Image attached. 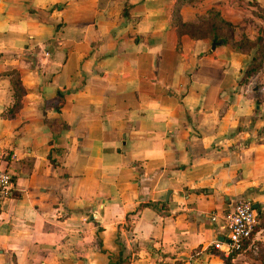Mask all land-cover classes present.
<instances>
[{"label":"crops","instance_id":"obj_1","mask_svg":"<svg viewBox=\"0 0 264 264\" xmlns=\"http://www.w3.org/2000/svg\"><path fill=\"white\" fill-rule=\"evenodd\" d=\"M178 1L0 0V264H224L264 210V0Z\"/></svg>","mask_w":264,"mask_h":264},{"label":"built area","instance_id":"obj_2","mask_svg":"<svg viewBox=\"0 0 264 264\" xmlns=\"http://www.w3.org/2000/svg\"><path fill=\"white\" fill-rule=\"evenodd\" d=\"M14 190L11 174L0 167V212L4 204L12 198ZM216 220V216L211 217L212 222ZM222 221L226 234L223 240H216L213 243V248L229 258L239 254L252 239L257 226L256 211L253 210L252 201L246 198L237 199L232 210L223 216Z\"/></svg>","mask_w":264,"mask_h":264},{"label":"trees","instance_id":"obj_3","mask_svg":"<svg viewBox=\"0 0 264 264\" xmlns=\"http://www.w3.org/2000/svg\"><path fill=\"white\" fill-rule=\"evenodd\" d=\"M187 1H188V0H179V1L177 2V4H176V10H178V9H179L182 5H184ZM176 10H175V11H176ZM262 19H263V21H264V10L262 11ZM224 25H225L226 27H228V30H229V31H228L227 33L232 32V30H231V28H230V26H229L228 24H224ZM215 39H217V40H223V41H225L226 43H229V44L233 45L235 48H238V45L233 43V41H232V37L229 36V35H226V36H223V37H218V36H217V37H215ZM257 41H259V40H257ZM247 43H249V42H247ZM259 52H260L261 55H262V49H260ZM255 61H256L255 64L252 65L251 67H249V68L246 70V72H245V77L250 76V74H251L252 72H256L258 69L261 68V66H262L261 58L255 60ZM11 84H12V87H13V89H14V91H15V96H14L15 103H14V105H13V109H11V110H13L12 112H15V111H17V109H18V104H17V103H18V101H19V100L21 99V97H22L23 90H22V87H21L20 81H19L17 78L13 77V78H12V82H11ZM256 219H257V226L255 227L254 233H255L256 231H258L259 229L264 228V210H262L261 208H258V209L256 210ZM235 255H237V254H235ZM235 255H233V256H231V257H229V258H226L225 261H224V264H230V260H231ZM127 263H128L127 260H122V261L120 262V264H127Z\"/></svg>","mask_w":264,"mask_h":264},{"label":"water","instance_id":"obj_4","mask_svg":"<svg viewBox=\"0 0 264 264\" xmlns=\"http://www.w3.org/2000/svg\"><path fill=\"white\" fill-rule=\"evenodd\" d=\"M223 42H216L214 41L212 44V49H214L217 45L222 44ZM258 209V205H253V210H257Z\"/></svg>","mask_w":264,"mask_h":264}]
</instances>
